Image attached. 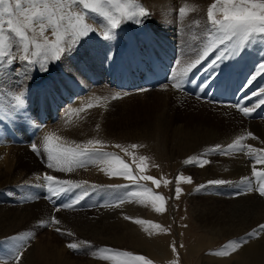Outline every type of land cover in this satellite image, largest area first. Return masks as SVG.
<instances>
[{
    "label": "rangeland",
    "instance_id": "obj_1",
    "mask_svg": "<svg viewBox=\"0 0 264 264\" xmlns=\"http://www.w3.org/2000/svg\"><path fill=\"white\" fill-rule=\"evenodd\" d=\"M196 1H199V3H201L202 6L208 4V7L211 6L213 3H215V0H196ZM126 2L129 3V7L132 9L138 10V7H143L144 9L147 10L149 15L143 17V24L140 25L134 23L133 21H127L122 23L121 26L115 30L116 32L115 37L116 36L118 37V33L119 34L121 33L122 35H126L125 32L123 33V31L121 32L119 31L124 24V28L125 26H128V27H133L134 31L137 29V31H135L137 34V38H135V40L137 43L143 44L144 42H142L140 33H138L140 31L138 27L139 28L143 27L142 29H145L144 31H148V35H150L151 32H153L152 27L160 24V26L164 28L163 29L164 31L161 29L162 33L159 32L158 33L159 35L157 34L154 35L153 39H156L159 43H157V41L154 42L162 46V44L160 43L166 42L164 44H167V42H169L167 38H175L176 41L173 42V44L171 45L174 46L175 49H177L175 51L178 54L177 61H179V63L180 61H182L184 54H188L187 52L189 51L192 52L191 58L194 59L198 54L197 52L198 50H202L203 48L207 47L209 43H211V40L209 39L207 32V29L210 27V25L207 22L208 20H205V16L203 17L191 16V18H189L187 16L189 13H186L184 14V16H181L180 12L177 14L174 12L172 14H168L169 16L167 18L166 17L163 19L154 18L155 16L153 13V9L158 11L157 10L158 6L156 4L155 5L153 4L154 2H156V0L154 1L151 0L148 3L145 0H121V3H126ZM104 7L110 12L115 11L111 5L106 4L104 5ZM204 14L207 16V12ZM216 18L222 19V16L217 15ZM90 19L93 21L94 27H97V25H99L102 22L106 23L105 18L100 17L98 14H91ZM176 22L178 24L180 22H183V24L181 27H174L173 24H175ZM191 23L192 26L195 24L196 27L195 26H194L195 28L192 27ZM160 26L159 28H161ZM172 27L173 29L174 28L176 29L173 30ZM165 32H169V33L167 35L166 34L164 35ZM47 35L49 36V39H52L50 32L47 33ZM214 38L215 37L213 36L212 39ZM104 42H106V40ZM102 44H104L103 37L100 34V30L98 28L96 32L90 33L88 37L84 38L81 41V44L77 46L76 50L72 52L71 55H65L59 61L50 62L48 64L47 72L39 71V68L37 66L36 68H33L28 72L27 78H24L22 72L13 71L10 81L6 83L5 87L0 88V91H2L3 89H7L9 87H10L9 89H12V85L15 81H16L15 86L16 85L17 86L16 87L14 86V90L17 88L23 89L24 87H22L21 85L23 83L25 84L26 81H24V79L25 80L30 79L31 81L30 86L28 87V89L24 88L23 90V92L27 91L25 92L27 94V101H32L29 96L31 92L32 93L35 92L33 86L40 87L42 85L43 87L50 89L49 94L51 93L52 90L61 93V89H60L61 87L62 89H66V90L67 88L71 87L72 88L71 93H72L74 90L73 81L78 83V80L67 74L68 72L65 71L66 68L63 66H65L66 63L69 66H73L74 62L78 63V58H79V56H74V55L80 54L79 52L86 54L85 53L86 50L91 51L99 47L102 49ZM193 45L195 47H193ZM253 47L259 48V45H253ZM253 47H247L243 52L244 55H242V57L239 58L241 62H244L245 66L243 65L244 67L242 68L238 67V68L240 70L248 69L247 75L249 76L251 75V73L254 72L255 69L254 64L258 63L257 60L258 59L262 60L260 57L256 55L257 50L253 49L252 51H250ZM223 48L224 45H221L215 48L214 50H212L213 52L210 51L209 55L207 56V59L203 60L204 65H206L208 61L209 62L212 61L219 54V52L223 50ZM246 50H248V53L246 52ZM250 52H251V59L249 58ZM16 54L19 55V53ZM177 61L174 62L173 68L177 69V67L178 68L181 67L179 66V63H177ZM81 62L83 66L84 61ZM187 63H185V65L183 64L182 66L183 67L187 66ZM219 65L222 66L223 64L220 63ZM246 65L249 66V68ZM17 68H21V64L18 61L13 65H11V69H17ZM62 69L64 70V72L60 71ZM56 70H59V72ZM65 72L66 74H64ZM31 78L33 79L34 82H32ZM50 79L53 80L54 89L52 85L49 84ZM260 81L261 83L259 84L258 89L256 90L258 94L260 92V89L264 88V78H262ZM17 82H19L20 84L18 83L19 84L18 85ZM253 83L249 86H252ZM170 86L172 87V82L170 83ZM98 87L99 86L97 87L93 86V88H95L94 95H95V99L96 97H100L101 99L94 100L92 102V104L94 103V106L91 109H89L90 111L88 110L87 113L81 117L82 119L78 118L79 124H77V127L69 128L66 126H58V124L62 125L61 123L62 120H61L60 122L58 121L57 123H52V126H56V129H54V131L61 132L64 142H68V144L71 142L86 143L89 139L101 140L104 142V146L102 150L104 152L115 153L121 160H123L125 163L129 165L130 170L133 171L134 175L137 176L148 175L158 180L159 186L152 184L151 181L140 180L139 185L142 187L140 188L137 187L136 191L143 193V191L147 189V190H151L153 194L161 195L162 197L165 198V210L161 213H157L154 210L152 201L150 199H145L144 203L142 204L139 201L143 197L137 196L130 198L131 201L129 200L130 203L132 202V205L140 203L141 205L139 204V206H142L141 209L142 208L144 209L143 212L139 214H138L139 210H137L136 216H133L130 210H126L124 213L122 214L120 213L117 219L116 216L114 217L113 224H111V219H112L111 218L106 221H103L102 224H100L99 226H89L88 224L86 225L76 224L74 226H70V225L62 224L64 225V228L69 230H75L81 228L82 230H84V232L94 236L95 238H102V240L108 238H116V239H122L123 237L130 238L131 237L130 232H132L134 236L139 238L141 237L143 241L150 244L151 246L163 248L165 251L173 254L171 255L172 256L171 258L163 261L161 259H158L159 256H151L148 252L144 251L143 249L135 248L133 245V241H128L127 247H122V246H117L116 248L111 247V249L128 251L133 253L134 255H143L148 260L151 261V264H209V263L212 264L214 263L215 260H219V259H225V260L227 259L232 264L237 260L236 257V253L238 252L237 249H236L237 251L236 250L232 251L231 248H229L228 249L229 254L224 256L215 255L214 253L224 251V246L228 245L231 240L239 241V240L247 239V242L248 241L255 242L260 240L261 236H264V234H260L257 237L248 238V233L252 232L253 229H257L259 225L264 224V214H261L264 212V197H261L258 191L256 190L259 183L257 178L251 175L253 166H255L257 170H264V165L256 164L254 156H248L242 153H238L231 156L209 153L206 159L209 160L210 163L204 164L203 166H199L200 162H194L185 165L184 161L186 159L190 157H199L201 153H204L207 149H209L214 145L217 144L227 145L230 143L229 139L222 140L223 138L222 136L219 137L218 141L217 140L213 141V138L209 136L199 137V139L202 142H204L203 146L201 145L198 148L189 147L185 150L183 156L178 155L182 147L174 143L172 140H170L172 138L175 139L174 135L176 134L180 136H184V134H182L181 131L177 129V125L182 124L181 126L187 132L193 126V123L199 122L196 120V118H201L200 116H196L195 119L193 118V116H191V113L196 112V111L194 112L191 111V107L193 109L196 108L194 105L196 104L195 102L199 101L197 98L193 99L185 95L188 98V100L187 99H180L178 101L173 100V102L170 101L169 104H166L158 96L160 94L159 92L152 91L146 93L141 92L142 94L130 93L128 95H122L121 98L119 99H112V95L116 91L110 90L105 85L100 86L101 90ZM256 87L257 86L255 85L254 88L256 89ZM161 90L163 91L164 87ZM16 93L18 92L16 91ZM50 95H51L50 98L53 99L54 97L53 94L51 93ZM104 97H107V99H103ZM248 99H249L248 105L250 106L252 104L251 101L252 96H250ZM48 100L49 99H47V101ZM174 103L176 104L175 106ZM74 104H72L71 106H73ZM6 105L8 106V104ZM243 105L245 104L243 103ZM262 107L263 105L261 106V108ZM3 111H9V109L6 110L5 108H3ZM60 113L62 114V116L70 115L73 113V109L72 111L65 109L64 111L62 110ZM250 116L245 117L242 115V118L245 119L244 121L252 123L249 125H254L255 123L257 124V122L264 123V120L253 121L250 119ZM0 118L3 119L2 115H0ZM188 118L191 119L188 120ZM204 122L210 124L208 123V121H204ZM97 125H99V127H97ZM249 137L250 136H247V139L246 141H244V143L246 142L245 145L251 146L250 143H248L252 141L251 139H248ZM163 138L166 139V142L162 141ZM181 138L182 140H187L184 137ZM219 140H222L223 142ZM259 140H260L259 138H257V140L255 139V141H259ZM36 141L37 142L34 143H36L39 146V144L42 142V139L40 140V138L37 137ZM232 142L233 141H231V143ZM133 144L142 145V147L130 148L129 145H133ZM116 145H120L122 147H115ZM12 146H13L12 148L15 147L16 150L25 148V147H16L15 145ZM122 148H127L128 151L125 152L122 150ZM191 148H192V152H188L189 149ZM41 151H42V147H41ZM246 151L247 149H245V152ZM31 152L33 153V156L35 157L36 161L38 160V162L43 165L46 164V157H45L46 154H43L42 152L41 155H37L32 150ZM17 154L19 155V153ZM259 154L260 153H256V155ZM140 156H144L148 158L145 161L146 168L143 173H140L138 170V165L140 164L138 157ZM236 161L240 162V163L237 162L239 166L237 163H235ZM24 162L25 160H23V163ZM29 168L30 167L25 166V164H22V166L18 167V169H22L26 171L29 170ZM79 169L80 168H78V170ZM55 171L60 172L57 170ZM230 171L231 173L235 172L237 176L234 173L235 176L233 175V178L232 177L230 178V176H228V174H230ZM9 174L4 179L3 182H0V193H2V195L0 194V196H2V198H0L1 214L4 211V208L2 206L9 205L11 202H13L19 197H21V200L24 199L22 197L24 195L23 192L20 191V187L14 183V179L11 176H9ZM181 174L184 177H190L192 182L185 183L181 181L177 185L176 178ZM115 178L117 181H125V179L122 177H115ZM217 179L231 181V183H227L223 185L207 184L208 181L217 180ZM165 180L169 181V183L165 184L164 183ZM88 185H92V183H89ZM108 185L110 184H106V186ZM199 185H205V187L200 190H197V186ZM133 186L136 187L135 185ZM177 186H179L182 189V193L179 199L174 198L175 188ZM246 188L247 189L252 188V190L248 191ZM118 191H121V189L116 191L105 190L106 193L105 192L104 194L101 193V198H102L101 200L103 201V202L101 201V203L107 204L108 202L117 199L119 195L124 192L123 190L121 192ZM9 193H13L14 195H9ZM250 199L254 200V202L251 203L252 201ZM87 200L88 198L86 199V201ZM243 200H244L243 203L245 202L246 203L239 205L237 208L238 221L246 220L250 222L251 220L256 218V222L249 224L247 226L246 231H243L242 233L239 234L235 233L229 238L224 237L215 240L211 243V245L207 246L205 249H202L199 253H195L194 252L195 249L198 248V246L204 240L210 239L212 237L207 230L201 228V221L199 219L198 214H200L201 212L210 214L211 212L213 213L217 211L218 207L215 208L213 206V204L216 202L218 204H226L227 202L230 201L231 202L230 204H234V203L236 204V202H240ZM129 201H126L125 203H123V205L124 204L131 205L130 203H127ZM196 201L197 203H201V202L209 203L208 205H210L211 207L207 205L197 206ZM120 206H122V204ZM223 206L226 207L227 205H223ZM103 208L112 209L116 207H102V209ZM197 208H199V210ZM124 209L125 207L122 206L116 212H120ZM232 214H233L232 210L230 209L225 218H221L218 220V222L221 223L222 225H225L228 230L230 229ZM124 216H128L133 219L125 220ZM3 217L5 218L4 215ZM134 219H142L148 223L142 225L137 224L133 222ZM0 220H3V218ZM153 224L160 225V227L155 228L152 226ZM135 225H137L136 228ZM60 229H61L60 231L57 230L48 231V229L46 228L40 229L39 226H34V227H30V231H29V232H35V235L37 236L38 240L44 246L46 250V254L55 255L53 257V261L55 264H63L64 262H67L69 260L75 261L79 264H116V260L120 259V257L114 256V253L112 252H103L97 254L96 252L97 249L104 248L103 246L101 247L98 244L91 245L92 249L89 251L87 250L86 247L83 248L81 247V249L79 248L78 251L71 250L66 252V255L63 253L57 254L59 250L67 247V244L78 243L76 236L68 235V233L63 231L62 228ZM145 229H147V231ZM135 230H137L139 234L138 236L135 234ZM25 232L27 234V231ZM0 240H4V238ZM29 246L28 245L26 246L20 260H22L24 253L28 252L32 248V247L29 248ZM173 248H175V251H173ZM12 252L13 250H10L9 253ZM13 254L10 255L13 256ZM70 254H72L74 257L71 256ZM104 256H109L114 258L105 260L103 259Z\"/></svg>",
    "mask_w": 264,
    "mask_h": 264
},
{
    "label": "snow or ice",
    "instance_id": "obj_2",
    "mask_svg": "<svg viewBox=\"0 0 264 264\" xmlns=\"http://www.w3.org/2000/svg\"><path fill=\"white\" fill-rule=\"evenodd\" d=\"M111 5L114 12L108 11L104 5ZM186 10H190L188 5L180 8L181 16H184ZM91 14H98L104 17L106 23H100L97 27L93 26L90 19ZM149 13L143 7L132 9L129 3H121V0H0V88L5 87L10 81L12 72H22L24 78H27L28 72L38 66L39 71L47 72L50 62L59 61L65 55H71L81 44V41L88 37L90 33L96 32L99 28L103 39L110 41L115 38L116 32L122 23L133 21L140 25L143 24V17ZM222 16L217 19L216 16ZM207 20L210 27L207 29L211 43L207 47L199 51L194 59H191L187 66L179 71L176 68L171 70L172 87L182 89L188 81V76L204 59L207 58L210 51L224 45L219 54L204 66L202 71H209L210 75L207 80L200 86L201 89L206 88L211 80L215 79L217 73L214 71L218 65L226 60L239 57L245 49L252 45L262 47L261 56L264 58V0H215L207 9ZM51 34L49 39L47 33ZM215 37L212 39V37ZM16 53H19L17 55ZM107 58V57H106ZM21 64V68L11 69V65L16 62ZM179 63V61H177ZM7 66V67H6ZM264 75V62H259L254 72L249 76L246 85H251L259 76ZM9 91H13L9 89ZM18 94L15 96V104L9 113L4 114V119L13 120L14 114L23 113V118L32 120L26 111V100L24 98L23 89L17 88ZM148 91V89H141ZM257 101L250 106L237 103L230 105L237 108L245 117H249L258 108L264 105V88L260 89ZM122 95L128 93L115 92L112 99H119ZM97 100L101 99L96 97ZM103 99H107L104 97ZM94 105L87 104L90 109ZM83 109H75L74 111H82ZM3 121L0 120V123ZM32 123L39 128V125ZM99 127V125H97ZM252 139H257L252 133H247ZM245 136L237 137L232 143L227 145H214L201 153L199 157H190L184 161L185 165L200 162L199 166L210 163L206 159L209 153H216L224 156H231L242 153L248 156H254L255 163L264 165V150L253 149L242 143ZM69 146L68 142H64L55 131H48L42 137L41 147L36 143L31 145V150L37 155L46 154V166L49 169H55L60 172H73L77 168H87L89 166L100 167L109 178L122 177L130 181V185H108L98 186L95 184L85 187L87 181H73L70 179H57L51 174H44V184L39 187L46 188L44 198L51 200L54 204V211H60L62 208H71L78 204L86 196L93 192L112 190L116 191L121 188H128L119 195L115 200L107 204H101V207H118L129 201L132 197L142 196L140 203H144L145 199L152 201L154 210L161 213L165 210V198L159 194H153L151 190L142 192L132 190V186L140 188L139 181H151L152 184L159 186V181L148 175H134L133 171L127 163L121 160L115 153L104 152L102 150L104 142L98 139H89L86 143H75ZM115 147H122L116 145ZM130 148L142 147V145H129ZM245 149L247 151L245 152ZM127 152V148H122ZM256 153H260L256 155ZM140 164L138 170L143 173L146 168L145 161L147 157H138ZM251 175L258 180L257 191L261 197H264V170H257L255 166L252 168ZM39 179V177H37ZM247 179V178H245ZM191 183L190 177H184L182 174L177 176V185L181 182ZM165 184L169 181L165 180ZM231 183V181L217 179L207 182L208 185H223ZM205 185L197 186V190L204 188ZM76 189L81 191L77 193L68 203L57 205L54 197H59L61 193H70ZM251 191L252 188L247 189ZM182 189L177 186L175 188V197L179 199ZM9 195H14L9 193ZM31 199V197H29ZM125 220L133 219L124 216ZM134 223H148L142 219H134ZM60 221L53 215L50 221H41L40 226L59 225ZM155 228L160 225L153 224ZM147 231V229H145ZM57 231H60L58 228ZM264 234V224L259 225L257 229H253L248 233V238L257 237ZM68 235H72L71 232ZM30 236L15 235L8 237V243L13 248L12 260L15 264H20L23 251L27 246ZM247 243V239L232 241L224 246V251L214 253L215 255L224 256L229 254L228 249L235 251L243 244ZM81 244H90L87 241L78 243H69L67 247L71 250H79ZM175 251V248H173ZM97 254L103 252H112L114 256L120 257L116 260V264H151L143 255H134L128 251H120L116 249L101 248L96 250ZM114 257L104 256L103 259H113ZM0 264H11V262L0 261Z\"/></svg>",
    "mask_w": 264,
    "mask_h": 264
},
{
    "label": "bare ground",
    "instance_id": "obj_3",
    "mask_svg": "<svg viewBox=\"0 0 264 264\" xmlns=\"http://www.w3.org/2000/svg\"><path fill=\"white\" fill-rule=\"evenodd\" d=\"M145 1L148 3L151 0H145ZM153 4L154 5L156 4L158 6V8L156 7L158 11L153 9V13L155 16L154 18H162V19L165 17L167 18L169 16L168 14H172L174 12L177 14V13H179L180 8L185 7V5H188L190 10H186L185 14L189 13L187 15L189 18H191V16L192 17H195V16L196 17H203V16H205V20H207V16L204 14L207 12V7H208L207 3H206L207 5L202 6L201 3H199V1H196V0H156V2H154ZM160 12H162V13H160ZM182 24H183V22H180L179 24L176 22L175 24H173V26L174 27H181ZM196 25H198V24H196ZM159 26H160V24L157 26H153L152 27L153 32H151L150 35H148V31H144L145 29H142L143 27H141V28L138 27V29L140 30V31L138 30L139 31L138 33H140V37L142 39V42H144L143 45L146 42H150L151 44L155 45L159 49H163V50L168 49V50H171L175 54V59L172 61V66H171V70H172L174 62L178 60V54L175 51L177 49H175V47L171 45L176 40H175V38H167V40L169 41V42H167V44H164L166 42L160 43V44H162V46L157 44L159 42H157L155 44L154 41H157V40L153 39L154 35L155 34L159 35L158 34L159 32L162 33L161 29L162 30L164 29L161 26H160L161 28H159ZM191 26H192V23H191ZM194 26H195V24L192 27H194ZM172 29H173V27H172ZM174 29H176V28H174ZM119 31L120 32L123 31V33L125 32L126 35H122L121 33L120 34L118 33V37L116 36L114 39H112L110 41H106V42H104L105 40L103 39L104 44H102V49L98 46L99 48H95L94 50H91V51L86 50V52L84 51L86 54L79 52L80 54L77 53L78 55H74V56H79L78 63L74 62L73 66H69L66 63V65L63 66L66 68V69L65 68L64 69L66 72H68L67 74H69L70 76H72L73 78H76L78 80V83L73 81V87L76 86L77 88L81 89L83 93L81 96H76L77 101L74 102L75 104L73 106H71V105L67 106L66 105L65 109H67L69 111H72V109H73L72 114H70V115H64L63 114L64 116H62V114L59 113V116H60L59 122L62 120L61 121L62 125L58 124V126H66L69 128L77 127V124H79L78 118L80 119L89 110L87 108V104L92 103L94 100H96L95 95H94L95 88H93V86L97 87L96 85H98L99 86L98 88L100 89V86H102V84H103L104 71L106 70V68L110 64L112 65L114 63L115 57L117 55V52H118L120 46H124V47L126 46L129 52L138 49V54L141 53L142 43L141 44L137 43L135 40V38H137V34L135 31H137V29L134 31L133 27H128V26H125V28H124V24H123V27H121V29ZM168 31H170V30H168ZM168 33L169 32H165L164 35L165 34L167 35ZM151 35H152V37H151ZM172 37H174V36H172ZM127 38H128V40H127ZM168 44L171 45L172 47L169 46ZM194 45H193V47H195ZM249 47H253V45L249 46ZM253 49L257 50L256 55L262 59V60L258 59L257 60L258 63L264 62V58H262V56H261L262 47L261 46H259V48L253 47L250 51H252ZM178 50H179V47H178ZM199 51L200 50H198L197 52L199 53ZM246 52L248 53V50H246ZM187 53L188 54H184L182 61H180L179 66H181V67H179V68L177 67V69H176L177 71H179L181 68H183V66H182L183 64L185 65V63H187L188 61H190L192 59L191 58L192 52L189 51ZM249 54H250L249 58L251 59V52ZM242 55H244V54L241 53V55L239 57H236V62L238 63L239 68H242L245 66L244 62H241L239 60V58H241ZM107 56H108V58L106 59ZM212 57H210V58H212ZM81 61H84L83 66L81 64L82 63ZM208 63H209V61L207 62V64ZM224 63H225V61L222 62V64H224ZM258 63H255L254 67ZM56 66H57V64H56ZM204 66L205 65H204V61H203L200 65L197 66L198 71L201 72V70L204 69ZM218 66H220V65H218ZM247 67L249 68V66H247ZM200 68H201V70H200ZM218 68L219 67H217L215 70H217ZM247 70H241V72L243 74V79H244L245 85L239 91V94H238L239 101L235 102L233 105H236L237 103H240V104L244 103L245 105H248L249 104L248 98L250 96H252V99H251L252 103L257 101V99H258V95H254L253 93L258 94V92L256 90L258 89V86L261 83L260 80L262 78H264V75L259 76L254 81L253 85L249 86V85H246V82H247L248 77H249V75H247ZM56 71L59 72V70H56ZM60 71L64 72L63 69ZM53 72H55V71H53ZM66 72L64 74H66ZM203 72L206 74L209 71H203ZM171 75H172V72L170 73V76ZM59 78H60V76H59ZM17 80H18V78H17ZM92 80H95L96 84H94V85L91 84ZM24 81H26L25 84L23 83L21 86L24 87L25 89H28L31 81H30V79H27V80L24 79ZM15 82L12 85L13 91H9L10 87L0 91V115H2L3 120H8V119H4V114L9 113V111H3V108H5L6 110L7 109L10 110V109H12V106L15 104L14 98L18 94L14 90ZM19 82H17V84ZM32 82H34L33 79H32ZM170 83H171V81L169 83H165V85H163V86H159L153 92H159L160 94L158 96L166 104H169L170 101L173 102V100H176V101H178L180 99H187L188 100V98L184 94L180 93L178 89L172 88L170 86ZM11 84H12V82H11ZM255 85L257 86L256 89L254 88ZM41 87H43V86L41 85L39 88H41ZM163 87H164V90L162 91L161 89ZM24 88H23V90H24ZM87 88H90V89H87ZM90 90H92V91H90ZM25 92H27V91H24V98L27 101V94ZM141 92L146 93V92H152V91H138V92H134V93L139 94ZM65 93H68L67 90L65 91ZM122 93H124V92H122ZM134 93H132V94H134ZM72 94L73 95L75 94L74 90H73ZM60 95H62V91H61ZM6 102H8V103H6ZM27 103H30L31 105H33L32 101H27ZM195 103L196 104L194 106L196 108L193 109L191 107V111H193V112L196 111V112L191 113V116H193L194 119L196 118V116H200L201 118H196V120L199 122L193 123V126L187 132L181 126L182 124L177 125V129L180 130L181 133L184 134V136H180V135L176 134V135H174L175 139H173L172 137H171L172 139H170L174 143H176L182 147L181 151L179 149V151H180V153L178 154L179 156H183L185 150L189 147L198 148L201 145L203 146L204 142H202L199 139V137H203V136H209V137L213 138V141H216V140L218 141L219 137L223 136L224 139L222 138V140L229 139V141L231 143V141H234L237 137H239L241 135H244L246 137L244 140V141H246L247 133H253L254 136L259 138L260 140L255 141V139H252L251 137H249L248 139L252 140L251 142L247 141L248 143H250V145H251L250 147L254 148V149H264V123H262V122L258 123L257 122V124L255 123L254 125H249L252 123L244 121L245 119L242 118L243 114L235 107L211 105V104H208L207 102H201V101H197ZM6 104H8V106ZM93 105H94V103H93ZM175 105L176 104L174 103V106ZM260 108H258L256 111H258ZM262 108H264V105ZM75 109H83V110L82 111H74ZM62 117H63V119H62ZM1 119L2 118H0V120ZM189 119H191V118H188V120ZM202 119L204 121H208V123H210V124L205 123ZM260 120H264V116H263V119H258L255 121H260ZM12 121H14V118ZM184 126H186V125H184ZM231 128H232V131H231ZM54 129H56V126H52V124L47 123V126L40 133L38 138H40V140H41L44 133H46L48 131H54ZM56 133L60 137H62L61 132L56 131ZM181 137H184L187 140H182ZM222 140H219V141H222ZM162 141L166 142V139L163 138ZM244 141H242L243 144L246 143V142L244 143ZM34 142H37V141L35 140ZM41 143L39 144L40 147H42ZM12 145L13 144L9 143L5 139H1V141H0V164H1L0 182H3L4 179L10 173L9 176H11L14 179V183L17 184L20 187V191L23 192L24 195L22 197L24 199L21 200V197H19L16 200H14L13 202H11L9 205L2 206L4 208V211L2 212V214L5 216V218L1 214V209H0V219L3 218V220H0V228H1L0 229V239L4 238V240H0L1 241L0 242V261L11 262V264H15V262L12 260L13 256L10 255V254H13L14 252L9 253L10 250H13V248L8 243V237L15 236V235H21V236H26V237L30 236L31 237L27 241V245L28 246L32 245V246H29V248L30 247H32V248L28 252L24 253L22 260H20V264H55L53 261V257L55 255L46 254V250H45L44 246L38 240L37 236L35 235V232H29L30 227H34V226H39L40 229L46 228V229H48V231H54V230H57L58 228L59 229L62 228V230L67 232V233L71 232L72 235L77 237L78 244L81 241L90 242V244H81L80 245V249H81V247L82 248L86 247L88 251L92 249L91 245H94V244H98L101 247L103 246L104 248L111 249V247L116 248L117 246L127 247V244H128L127 242L133 241V245L135 248L143 249L144 251L148 252L151 256H159L158 259L165 261V260L172 257L171 256V255H173L172 253L165 251L163 248L151 246L150 244L143 241V239L141 237L139 238V237L134 236L132 232H130V236H131L130 238H124V237L122 239L108 238V239L102 240V238H95L94 236L84 232V230H82L81 228L75 229V230H69V229L64 228V225H62V224H66V225H70V226H74L76 224H79V225L88 224L89 226H99L100 224H102L103 221H106V220L111 219V218H112L111 224H113L114 223V217L116 216V219H117L118 215L120 213L121 214L124 213L126 210H130L132 215L136 216L137 210H139L138 211V214H139V213L143 212L144 209L143 208L141 209L142 206H139L140 203L132 205V202L130 203L131 200L129 202H127V203H130L131 205H125V204L123 205L122 204V206H124L125 209L120 211V212H116V211L119 208H121L122 206H118V207L112 208V209H110V208L109 209L108 208L102 209V207L100 206L102 204L101 203V201H102L101 200L102 199L101 193L104 194V192H105V190H104V191H97V192L91 193L90 195L86 196L83 200H81L78 204H75L74 207L62 208L60 211H54L55 206L51 202V200L44 198V196L46 194V188L39 187V185L44 184V180H43L44 174H51L54 177H56L57 179H70V180L77 181V182L88 181V184L92 183V184H95L98 186H101V185L106 186V184L130 185L131 182L128 180L117 181L115 177L109 178L108 176H106L104 174L103 171L100 170V167H97V166H93V167L89 166L87 168H80L79 170L77 168L75 171L69 172V173L56 172L55 169H49L46 166V164L43 165V164L39 163L38 160L36 161L35 157L33 156V153L31 152V148H30L31 145L29 147L27 146V147H25L23 149H19V150H16L15 147L12 148L13 147ZM69 146H74V144L69 143ZM192 148L189 149L188 152H192ZM17 153H19V155ZM239 155H241V154H239ZM45 157H46V155H45ZM23 160H25L24 163H23ZM237 162H239V161H236L235 163H237ZM22 164H25V166H29L30 167L29 170L26 171V170L18 169V167L22 166ZM240 165H242V164H240ZM238 166H239V164H238ZM241 167H243V166H241ZM246 169H247V167H246ZM239 171H241V170H239ZM234 173H231V171H230V174H228V176H230V178L231 177L233 178ZM237 173H238V171H237ZM235 175H236V173H235ZM37 177H39V179H37ZM88 184H86L85 187H89L90 185H88ZM122 190L125 192V191H128L129 189L128 188H121V191ZM132 190L136 191L137 187L132 186ZM80 191H81L80 189H76L70 193H61L59 195V197H54L53 199H55L57 205L65 204V203H68ZM121 191H118V192H121ZM0 194L2 195V193H0ZM29 197H31V199H29ZM0 198H2V196H0ZM87 198H88V200L86 201ZM251 201H252L251 203L254 202V200H251ZM243 202H244V200L240 201V202H236V204L235 203L230 204L231 203L230 201L227 202L226 204H218L216 202L213 204V206L215 208L218 207L217 211H215L213 213L211 212L210 214L205 213V212H201L200 214H198L199 219L201 221V228H203L204 230H207L208 233L212 237L210 239L204 240L198 246V248L195 249V251H194L195 253H199L202 249H205L207 246L211 245V243L215 240H218V239H221L224 237L229 238L232 235H234L235 233L239 234V233H242L243 231H246L247 226L249 224L256 222V218L251 220L250 222H248L246 220L238 221L237 208L239 205L246 203V202L245 203H243ZM208 204L209 203H205V202L197 203V201H196L197 206H200V205L210 206ZM223 205H227V206L224 207ZM105 209H107V210H105ZM197 209L199 210V208H197ZM230 209L232 210L233 214H232V218H231L230 229L228 230L226 228V226L219 223L218 220L221 218H225ZM261 214H264V212ZM53 215H55V218H57L60 221L59 225H51V226H44V227L40 226L41 221H46V222L50 221L52 219ZM136 226L137 225H135V228H136ZM25 231H27V234ZM135 234L137 236L139 235L137 230H135ZM233 241H236V240H233ZM230 242H232V240ZM237 250H238V252L236 253L237 260L235 262H233L232 264H264V236H261V239L258 241H255V242H249L248 241L247 243L240 246ZM68 251H71V249H69L68 247H65V248L59 250L57 252V254L63 253L66 255V252H68ZM72 251H75V250H72ZM70 255L73 256L72 254H70ZM176 256H177V254H176ZM27 257H28V259H27ZM63 264H79V263L69 260L67 262H64ZM212 264H231V263L227 259L226 260L225 259H219V260H215L214 263H212Z\"/></svg>",
    "mask_w": 264,
    "mask_h": 264
}]
</instances>
